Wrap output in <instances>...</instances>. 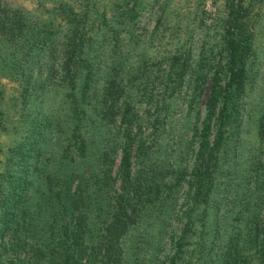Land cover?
Masks as SVG:
<instances>
[{
  "label": "trees",
  "instance_id": "16d2710c",
  "mask_svg": "<svg viewBox=\"0 0 264 264\" xmlns=\"http://www.w3.org/2000/svg\"><path fill=\"white\" fill-rule=\"evenodd\" d=\"M19 1L0 0V79L20 88L10 115L0 85V128L14 134L0 264H264V97L249 101L242 0L209 79L200 45L135 47L153 43L140 38L169 0Z\"/></svg>",
  "mask_w": 264,
  "mask_h": 264
},
{
  "label": "rangeland",
  "instance_id": "374dc122",
  "mask_svg": "<svg viewBox=\"0 0 264 264\" xmlns=\"http://www.w3.org/2000/svg\"><path fill=\"white\" fill-rule=\"evenodd\" d=\"M99 1L102 3V7H105L110 0ZM145 1L151 3L153 0ZM163 1L164 0H160V3ZM239 1L240 0H169L165 15L161 19L160 29L155 28L154 34L152 28L156 20L151 21L147 35L140 38L141 40H148L150 32L152 31L153 43L146 45L140 42L139 45L135 47H138L139 52L143 51L141 50L144 49L142 48L143 46H145V50H148L147 46H150L151 51L159 45L168 50H174L175 45L190 43L191 47L194 48L193 51H196L197 54V48L198 45H200V74L206 75L207 79H209L217 72V69L219 70L223 61L222 57L224 58L226 55L223 52L225 46L224 36L226 35L225 23L229 18L233 6L234 9H237ZM19 2L27 7H31L30 0H20ZM46 5L49 6L50 3ZM154 6L155 5H151L153 11L150 15L152 17H158V7ZM147 10L148 7L143 8L138 17L145 19L149 16L146 14ZM174 10L177 12L178 16ZM239 13L240 15L246 14L243 21L247 27L251 25L253 31V40L251 42L254 46V60L257 62V66L255 69L254 90L251 92L249 101L252 102V106L257 108L256 104L264 97V0H242V11ZM135 39L136 37L134 40ZM0 85L5 87V93L2 97L4 98L3 107H10L9 114L11 115L14 111L11 108L12 97H17L19 94V85L17 82L7 79H0ZM204 89L200 99L201 110H203L202 107L206 101L208 84ZM253 125V123L248 122V126L246 125L245 128L247 129L250 127V129H252ZM253 132L254 131L251 130L249 133L244 132L240 135L243 140V145L248 149L257 145V139ZM13 135L10 124L3 129L0 128V162L3 160L6 148L14 143Z\"/></svg>",
  "mask_w": 264,
  "mask_h": 264
}]
</instances>
